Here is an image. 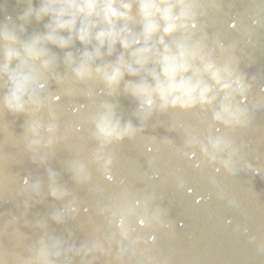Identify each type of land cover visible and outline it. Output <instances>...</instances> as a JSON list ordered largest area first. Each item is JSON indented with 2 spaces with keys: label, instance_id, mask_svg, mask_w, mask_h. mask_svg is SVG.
Instances as JSON below:
<instances>
[{
  "label": "water",
  "instance_id": "obj_1",
  "mask_svg": "<svg viewBox=\"0 0 264 264\" xmlns=\"http://www.w3.org/2000/svg\"><path fill=\"white\" fill-rule=\"evenodd\" d=\"M28 6L0 0V25ZM193 10L195 26L174 39L244 80L232 99L246 110L240 124L214 119L218 88L210 105L141 108L123 86L77 78L55 46L37 104L9 110L0 80V264H46L42 245L60 252L54 264H264V0H194ZM103 104L129 127L122 139L98 136ZM216 138L228 152L212 149Z\"/></svg>",
  "mask_w": 264,
  "mask_h": 264
},
{
  "label": "clouds",
  "instance_id": "obj_2",
  "mask_svg": "<svg viewBox=\"0 0 264 264\" xmlns=\"http://www.w3.org/2000/svg\"><path fill=\"white\" fill-rule=\"evenodd\" d=\"M28 4L15 20L6 17L10 25H0V80L7 82L4 104L9 110L23 112L30 103L37 104L45 87L40 69L52 71L56 58L50 46H55L65 50L64 63L77 78L95 74L110 88L123 86L141 108L210 105L218 88L226 95L214 119L230 126L245 118L246 110L232 103L233 94L244 96V80L228 64L219 66L208 59L198 44L174 39L195 26L194 0H39L38 6L28 0ZM45 19L43 31L28 34L29 24ZM134 23L138 28L132 27ZM77 42L81 48H76ZM95 120L98 136L106 140L122 139L129 131L110 104L101 105ZM32 130L38 134L36 126ZM209 143L216 152L230 149L222 138ZM221 163L227 168L229 159ZM53 249L55 245H42L37 258L54 264L49 258L60 252Z\"/></svg>",
  "mask_w": 264,
  "mask_h": 264
}]
</instances>
